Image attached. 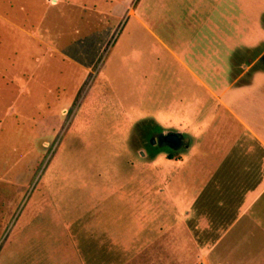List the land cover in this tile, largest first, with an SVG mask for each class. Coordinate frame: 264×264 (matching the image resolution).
I'll return each mask as SVG.
<instances>
[{
    "label": "rangeland",
    "instance_id": "obj_1",
    "mask_svg": "<svg viewBox=\"0 0 264 264\" xmlns=\"http://www.w3.org/2000/svg\"><path fill=\"white\" fill-rule=\"evenodd\" d=\"M215 1L0 0V264H264V223L200 221L224 137L139 152L149 127L181 130L144 24L181 53L188 25L224 21ZM217 1L264 37V0Z\"/></svg>",
    "mask_w": 264,
    "mask_h": 264
},
{
    "label": "crops",
    "instance_id": "obj_2",
    "mask_svg": "<svg viewBox=\"0 0 264 264\" xmlns=\"http://www.w3.org/2000/svg\"><path fill=\"white\" fill-rule=\"evenodd\" d=\"M59 2L52 0L53 4ZM213 4L210 13L220 12L224 21L188 25L198 30L199 36L190 41L196 44L192 49L185 46L181 53L150 25L145 23L144 27L173 57L163 67L166 81L159 112L171 121L177 119L181 127L180 131L166 132L187 138L188 147L180 152L191 153L206 131L212 143L224 137V171L209 170L211 198L198 210L200 221L212 224L209 230H224L250 216L251 221L264 223V37L255 33L250 38L249 32L259 31L257 26L233 23L221 1ZM173 77H178L177 88L173 87Z\"/></svg>",
    "mask_w": 264,
    "mask_h": 264
},
{
    "label": "flooded vegetation",
    "instance_id": "obj_3",
    "mask_svg": "<svg viewBox=\"0 0 264 264\" xmlns=\"http://www.w3.org/2000/svg\"><path fill=\"white\" fill-rule=\"evenodd\" d=\"M261 61L264 62V56ZM176 135L178 138H176ZM176 141H179V145H176ZM187 147L188 140L184 135L173 131L166 132L159 128L149 127L146 145L139 152L142 153L143 156L154 155L161 151H166L170 155H173L183 151Z\"/></svg>",
    "mask_w": 264,
    "mask_h": 264
},
{
    "label": "water",
    "instance_id": "obj_4",
    "mask_svg": "<svg viewBox=\"0 0 264 264\" xmlns=\"http://www.w3.org/2000/svg\"><path fill=\"white\" fill-rule=\"evenodd\" d=\"M176 138H178V136L176 135ZM176 145H179V141H176Z\"/></svg>",
    "mask_w": 264,
    "mask_h": 264
},
{
    "label": "trees",
    "instance_id": "obj_5",
    "mask_svg": "<svg viewBox=\"0 0 264 264\" xmlns=\"http://www.w3.org/2000/svg\"><path fill=\"white\" fill-rule=\"evenodd\" d=\"M172 157V156H171Z\"/></svg>",
    "mask_w": 264,
    "mask_h": 264
}]
</instances>
